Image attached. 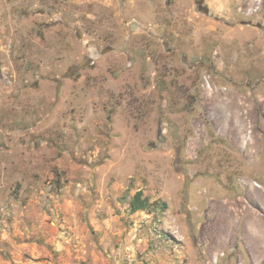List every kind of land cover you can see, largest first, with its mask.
Returning a JSON list of instances; mask_svg holds the SVG:
<instances>
[{"label":"rangeland","instance_id":"rangeland-1","mask_svg":"<svg viewBox=\"0 0 264 264\" xmlns=\"http://www.w3.org/2000/svg\"><path fill=\"white\" fill-rule=\"evenodd\" d=\"M0 264H264V0H0Z\"/></svg>","mask_w":264,"mask_h":264},{"label":"trees","instance_id":"trees-1","mask_svg":"<svg viewBox=\"0 0 264 264\" xmlns=\"http://www.w3.org/2000/svg\"><path fill=\"white\" fill-rule=\"evenodd\" d=\"M130 212L136 214L139 212H149L152 207L149 198L145 197L142 191L135 193L129 202Z\"/></svg>","mask_w":264,"mask_h":264},{"label":"bare ground","instance_id":"bare-ground-1","mask_svg":"<svg viewBox=\"0 0 264 264\" xmlns=\"http://www.w3.org/2000/svg\"><path fill=\"white\" fill-rule=\"evenodd\" d=\"M232 224H233V223H232ZM230 226H231V222H230ZM232 227H233V228L235 227L234 224L232 225ZM222 237H223L222 234L218 236L219 241H222V240H223Z\"/></svg>","mask_w":264,"mask_h":264},{"label":"flooded vegetation","instance_id":"flooded-vegetation-1","mask_svg":"<svg viewBox=\"0 0 264 264\" xmlns=\"http://www.w3.org/2000/svg\"><path fill=\"white\" fill-rule=\"evenodd\" d=\"M200 3V5L202 4L201 2H199ZM202 6V5H201Z\"/></svg>","mask_w":264,"mask_h":264}]
</instances>
